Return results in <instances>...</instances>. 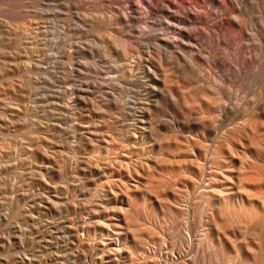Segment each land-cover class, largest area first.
<instances>
[{"label": "rangeland", "instance_id": "1", "mask_svg": "<svg viewBox=\"0 0 264 264\" xmlns=\"http://www.w3.org/2000/svg\"><path fill=\"white\" fill-rule=\"evenodd\" d=\"M125 1L0 0V117L14 116L0 123V264H226L219 237L259 244L264 0L219 3L213 31L197 25L163 62L142 44L173 33L126 21ZM216 125L233 133L232 153L203 157L198 133ZM149 143L164 155L149 156Z\"/></svg>", "mask_w": 264, "mask_h": 264}, {"label": "bare ground", "instance_id": "2", "mask_svg": "<svg viewBox=\"0 0 264 264\" xmlns=\"http://www.w3.org/2000/svg\"><path fill=\"white\" fill-rule=\"evenodd\" d=\"M26 1V0H25ZM223 1L225 2L224 4H226V1L225 0H206V1H204V0H126L125 1V3H124V5H126V8L124 9V11H123V18L124 19H126V21H130L131 23H133V24H136V25H138V24H140L141 22H142V19L144 18L145 19V21H146V23L148 24V25H150L152 28H155V27H163L164 29H166V30H169V31H171L172 33H173V36L174 37H165L164 35H159V34H153L152 36H151V40L152 41H154L155 43H151V45L150 44H148V45H143L142 44V38H138V40H139V42H140V44H142V46H143V48H145V49H147V50H152V51H155L157 54V59H159L160 60V62H163L164 60H165V58H166V52L168 51V50H172V51H175V52H179V51H181L182 49L184 50L185 49V43L183 44V42H182V40L183 39H185L187 42H189V41H191V40H194L195 39V37H196V34H195V30H196V26L197 25H199L200 26V28H202V30H204L203 32H205L206 31V33L208 32H212L213 31V26H214V20H215V18L216 17H218V14H217V5L219 4V3H223ZM238 1V0H237ZM22 3V2H21ZM15 4V3H14ZM237 4V3H236ZM223 5V4H222ZM227 5V4H226ZM225 5V6H226ZM123 6V5H122ZM227 7V6H226ZM225 7V8H226ZM230 7V6H229ZM238 7V6H237ZM215 9H216V11H215ZM220 9V8H219ZM218 9V10H219ZM230 10V9H229ZM219 16H226V18H227V20H228V24H229V26L232 28V29H235L236 27H237V20H235V18L233 17V16H231L230 14H228L227 13V10H223V11H221L220 13H219ZM131 25V24H130ZM135 25V26H136ZM140 26V25H139ZM139 29V28H138ZM137 29V30H138ZM140 30H138V32H139ZM156 33V32H155ZM214 33V32H213ZM139 34V33H138ZM217 34V33H216ZM172 35V34H171ZM210 35V34H209ZM206 36V35H205ZM211 36V35H210ZM237 38V37H236ZM197 39V38H196ZM198 39H199V37H198ZM217 39H218V37H217ZM239 39V38H238ZM218 41V43H219V39L217 40ZM239 41V40H238ZM204 42V41H203ZM144 43V42H143ZM187 45H188V43H187ZM202 45V44H201ZM214 46V45H213ZM202 47V46H201ZM200 47V48H201ZM192 48V47H191ZM169 52V51H168ZM145 53V52H144ZM148 53V52H147ZM149 53H150V51H149ZM194 53V52H193ZM184 54V53H183ZM200 55V54H199ZM168 56V55H167ZM10 57V56H9ZM13 57V56H12ZM17 57L18 58H21V55H17ZM153 57V56H152ZM169 57H170V54H169ZM13 59H14V57H13ZM187 59H189V61L191 62L190 64H192V66L195 64V61H197V57L195 56V54L194 55H190L189 56V58H187ZM140 60H141V58H140ZM142 61V60H141ZM166 61V60H165ZM19 63V62H18ZM21 63V62H20ZM238 63V62H237ZM22 64V63H21ZM168 64V63H167ZM3 65L5 66V68H6V70H7V72H10V73H12L13 72V70H14V68L17 66V64L16 63H13L12 61H7V60H5V61H3ZM20 65V64H19ZM147 65V64H146ZM241 65V64H240ZM145 66V65H144ZM173 66V65H172ZM177 66V65H176ZM233 66H234V64H233ZM182 67V66H181ZM194 67H196V66H194ZM198 67V66H197ZM196 67V68H197ZM18 68H19V66H18ZM139 69V68H138ZM149 69V68H148ZM162 69V68H161ZM179 69H180V67H179ZM150 71V70H149ZM242 72V71H241ZM240 72V73H241ZM169 73V72H168ZM187 74V73H186ZM156 75V74H155ZM174 75V74H173ZM178 76V75H177ZM155 77V76H154ZM157 78V77H156ZM158 79V78H157ZM8 79L6 78V81H7ZM195 80V79H194ZM189 82V81H188ZM10 86V85H9ZM118 86V85H117ZM148 87V86H147ZM69 89V88H68ZM152 89H153V87H152ZM155 89V88H154ZM210 90H212V89H210ZM18 91V90H17ZM66 91V90H65ZM213 91V90H212ZM113 92V91H112ZM67 93V92H66ZM65 93V94H66ZM106 93V92H105ZM216 93V92H215ZM147 94V93H146ZM114 96V95H113ZM117 97H118V95H116ZM75 97V96H74ZM80 97V96H79ZM115 97V96H114ZM140 97V96H139ZM71 98V97H70ZM222 98V97H221ZM115 100V102H116V99L117 98H114ZM220 99V98H219ZM68 101V100H67ZM133 101V100H132ZM139 101H141V100H139ZM221 101V100H220ZM119 102H120V100H119ZM134 102V101H133ZM234 102V101H233ZM241 102V101H240ZM53 105H54V103H55V101L54 102H51ZM127 103V102H126ZM125 103V104H126ZM144 103V102H143ZM226 103V102H225ZM63 104V103H62ZM67 104V103H66ZM65 104V105H66ZM68 104H69V102H68ZM120 104V103H119ZM124 104V105H125ZM141 104V103H140ZM157 104V103H156ZM227 104H228V102H227ZM239 104V103H238ZM56 105H58L57 103H56ZM72 105V104H71ZM128 105V104H127ZM226 105V104H225ZM55 106V105H54ZM59 106H61V105H59ZM131 106V105H130ZM135 106V105H134ZM134 106H132L133 108H134ZM63 107H64V105H63ZM66 107H68L67 105H66ZM117 107V106H116ZM131 107V108H132ZM136 107V106H135ZM69 108H71L70 106H69ZM69 108H67L68 110H69ZM130 108V107H129ZM244 108V107H243ZM264 108V107H263ZM263 108H261L260 106H257V107H255V110H254V112H255V114L258 116V117H262V118H264V109ZM17 110V109H16ZM134 110V109H133ZM144 110V109H143ZM247 110V109H246ZM126 111V110H125ZM233 111V110H232ZM239 111H241V110H239ZM248 111V110H247ZM13 112V111H12ZM136 112V111H135ZM142 112V111H141ZM246 112V111H245ZM128 113V112H127ZM209 113V112H208ZM238 113V112H237ZM242 115H243V113H241ZM130 115H131V113H130ZM133 115V114H132ZM8 116V118L7 119H5V118H1L0 117V123H4V122H10V123H12L13 122V119H14V116H13V113H10V115H6V117ZM141 116V115H140ZM238 115H236V117H237ZM248 117V116H247ZM247 117L245 118V115H243V116H241V117H239V120H240V123H241V125L243 126L244 124H246L245 123V119H247ZM228 119V118H227ZM238 119V118H237ZM168 120V119H167ZM235 120V119H234ZM12 121V122H11ZM143 121V120H142ZM251 121V120H250ZM63 122V121H62ZM125 122V121H124ZM123 122V123H124ZM161 122V121H160ZM181 122V121H180ZM234 122V121H233ZM39 123H41V122H39ZM132 123V122H131ZM135 123V122H134ZM141 123V122H140ZM144 123V122H143ZM147 123V122H146ZM236 123H238V122H236ZM236 123H234L235 125H236ZM259 123V122H258ZM220 124V123H219ZM239 124V123H238ZM237 124V126H239ZM251 124V123H250ZM249 124V125H250ZM255 124H257V122L255 123ZM1 125V124H0ZM5 125H7V124H5ZM253 125V124H252ZM2 126V125H1ZM159 126V125H158ZM229 127V126H228ZM244 127V126H243ZM243 127H242V129H243ZM248 127V126H247ZM257 127V126H256ZM264 127V126H263ZM136 128V127H135ZM141 128V127H140ZM144 128V127H143ZM239 128V127H238ZM246 128V127H245ZM244 128V129H245ZM251 128H253L252 126H251ZM231 129H232V127H231ZM239 129H241V126H240V128ZM252 130V129H251ZM255 130H257V129H255ZM181 131V130H180ZM239 131V130H238ZM148 132V131H147ZM176 132H178V131H176ZM240 132V131H239ZM244 132V131H243ZM255 133V135H256V131H254ZM84 133H86V132H84ZM83 133V134H84ZM90 133V132H89ZM144 133V132H143ZM190 133V132H189ZM81 134V133H80ZM91 134V133H90ZM92 134H94V133H92ZM91 134V135H92ZM147 134V133H146ZM235 134V133H234ZM248 134V133H247ZM253 134V133H252ZM188 135V134H187ZM195 135V134H194ZM198 135H199V137H200V139L202 140V142H203V146H204V150H203V152H201V156H203V157H224V156H226V155H228L229 156V154L227 153V151H230V150H228L226 147H228L229 148V146H230V142H231V140L230 139H232V135H233V133H231V131H230V129L229 128H226V127H224V126H220V127H218L217 125L216 126H214V127H211L210 129H208V130H203L201 133H198ZM243 135V134H242ZM246 135V134H245ZM73 136V135H72ZM133 136H134V134H133ZM137 136V135H136ZM147 136V135H146ZM181 136V135H180ZM182 136H183V134H182ZM189 136V135H188ZM236 136V135H235ZM251 136V135H250ZM249 136V137H250ZM87 137V136H86ZM142 137V136H141ZM88 138V137H87ZM134 138H135V136H134ZM236 138V137H235ZM91 138H89V140H90ZM103 139H105V138H103ZM136 139H137V137H136ZM194 139H195V137H194ZM93 140V139H92ZM197 140V139H196ZM233 140H234V138H233ZM239 140V139H238ZM142 141V140H141ZM240 141V140H239ZM93 142V141H92ZM242 142V141H241ZM236 143V142H235ZM150 144V143H149ZM229 144V145H228ZM225 145H227V146H225ZM240 145H241V143H240ZM242 147H243V145H242ZM248 148V147H247ZM231 149V148H230ZM232 151V150H231ZM230 151V152H231ZM248 151V150H247ZM147 154H149V156L150 155H153V156H162V155H164V150L163 149H161V148H159V147H157V146H155L153 143L152 144H150L148 147H147ZM145 152V153H146ZM234 153L233 154H235V155H237V156H239L240 157V155H238V153H237V151H236V153H235V151H233ZM251 152V151H250ZM232 153V152H231ZM230 153V155H231V157H232V154ZM248 153V152H247ZM241 154V153H240ZM244 156H245V151H244ZM249 154V153H248ZM248 154H246V156L248 155ZM198 155V154H197ZM254 155V154H253ZM148 157V156H147ZM243 157V156H242ZM248 157V156H247ZM89 165V164H88ZM87 165V166H88ZM109 165V164H108ZM91 166V165H90ZM99 166V165H98ZM95 167V166H94ZM95 168H98V167H95ZM102 167H99V169H98V172H99V170L101 171L102 169H101ZM106 168H108L107 166H106ZM83 169V168H82ZM208 169H210V170H213V169H211V167H209ZM105 170V169H104ZM218 170V169H217ZM84 171H87V169L85 168V170ZM105 172V171H104ZM103 172V173H104ZM211 172V171H210ZM259 174H260V176L262 177V180H263V177H264V169L262 168V169H259ZM86 175V174H85ZM100 175V174H99ZM212 176V175H211ZM260 176H259V178H258V180H261V178H260ZM85 177V176H84ZM213 178V177H212ZM245 179H247V178H245ZM245 179H243V180H245ZM255 179V178H254ZM207 180L208 179H204V180H202V184L203 183H205V182H207ZM214 180V178L213 179H211V182ZM240 180V179H239ZM248 180V179H247ZM250 180V179H249ZM248 180V181H249ZM251 180H253V178L251 179ZM257 180V179H256ZM255 180V183H257V181ZM242 182V181H241ZM250 182V181H249ZM262 182V181H261ZM263 183V182H262ZM261 184V183H260ZM259 184V185H260ZM205 186V185H204ZM255 186H256V184H255ZM211 187V186H210ZM260 187H261V185H260ZM242 188V187H241ZM259 188V187H258ZM262 188V187H261ZM56 190V189H55ZM214 190V189H213ZM263 190V189H262ZM244 192V191H243ZM246 192V191H245ZM261 193H263V192H261ZM250 194V193H249ZM252 195V194H251ZM43 198H44V196H43ZM46 198H48V200H49V197H46ZM252 198V197H251ZM258 199V198H257ZM259 200V199H258ZM262 200V199H261ZM264 200V199H263ZM262 200V201H263ZM261 201V202H262ZM41 204H45V205H47V203H49V201H45L44 202V200L41 198L40 199V201H39ZM53 203V202H52ZM52 203H51V205H52ZM263 203H264V201H263ZM89 207V206H88ZM42 208V206L41 205H37L36 207H34V211H39L40 209ZM220 208V207H219ZM242 208V207H241ZM87 209V208H86ZM90 209V208H89ZM234 210V209H233ZM255 210V209H254ZM253 210V211H254ZM257 210L258 209H256V211L254 212V213H256L257 212ZM90 211V210H89ZM221 211V210H220ZM241 211H243V210H241ZM251 211V210H250ZM231 212V211H230ZM260 212V211H259ZM264 212V211H263ZM236 214V213H235ZM238 214V213H237ZM202 215V214H201ZM247 215H248V213H247ZM252 215V214H251ZM256 215V214H255ZM29 217V219L28 220H30V221H32L33 222V219H32V217L29 215L28 216ZM229 217V216H228ZM234 217V216H233ZM254 217H256L257 218V216H254ZM260 217V216H259ZM205 218V217H204ZM237 219V218H236ZM252 219V218H251ZM200 220H202V219H200ZM225 220V219H224ZM230 220V219H229ZM233 220V219H232ZM239 220V219H238ZM237 220V221H238ZM207 221V220H206ZM245 221V220H244ZM228 222V221H227ZM227 222H226V224H224L225 226L226 225H229V224H232V223H229V224H227ZM207 223H209L208 221H207ZM214 223H216V222H214ZM225 223V222H224ZM236 223V222H235ZM245 222H243V224H244ZM246 223H247V221H246ZM204 224H205V221H204ZM203 224V225H204ZM217 224V223H216ZM239 224H240V222H239ZM243 224H241V225H243ZM202 225V222H201V224H200V226ZM212 225H214V224H212ZM222 225V224H221ZM233 225V224H232ZM236 226H237V223L235 224ZM246 225V227H247V224H245ZM245 225H243V226H245ZM53 226V225H52ZM216 226V225H215ZM219 226V225H218ZM224 226V227H225ZM240 226V225H239ZM54 227V226H53ZM204 228H205V226H203ZM217 227V226H216ZM222 227H223V225H222ZM228 227V226H227ZM226 227V229H228ZM201 228V227H200ZM203 228V229H204ZM208 228V232H207V235L210 237V236H213V232H212V230L210 229V227H207ZM231 228V227H230ZM235 228H237V227H235ZM83 229H84V226H83ZM202 229V232L204 231ZM216 229V228H215ZM219 229V227H217V229L216 230H218ZM224 229V228H223ZM223 229H221V230H223ZM226 229H225V231H226ZM233 229H234V227H233ZM243 229V228H242ZM245 229V228H244ZM247 229H249V228H247ZM250 229H253L254 231H257V236H256V239L258 238V240H256L255 238H254V240H256V241H259V244L257 245V247H256V249H254L255 251H252V249L250 248H242V247H236L237 245H236V242H235V244L233 243H230V242H228L225 238H228V236L227 237H225V238H223L222 236L221 237H219L218 238V244L220 245V247L222 248V250L224 251V253H225V262H226V264H259V258H260V256H261V254L263 255V250H264V215L263 216H261V218L260 219H257V220H254L253 219V221L251 222V228ZM206 230V229H205ZM252 230V231H253ZM62 231V230H61ZM224 231V232H225ZM230 231V230H229ZM248 230H246L245 231V233L247 232ZM54 232V231H53ZM52 232V234H54ZM57 232V231H56ZM55 232V233H56ZM79 232V231H78ZM81 232H82V230H81ZM222 232V231H221ZM233 232V231H232ZM231 232V233H232ZM47 233V232H46ZM64 233V232H63ZM116 233H118V232H116ZM219 233V232H218ZM230 233V232H229ZM243 233H244V230H243ZM251 233V232H250ZM253 233H255V232H252V234ZM34 234H39V230H38V228H36L35 229V231H34ZM52 234H50V235H52ZM119 234V233H118ZM206 234V233H205ZM224 234V233H223ZM226 234V233H225ZM224 234V235H225ZM235 235H236V233H234ZM246 234H248V233H246ZM117 235V234H116ZM199 235H204V234H199ZM251 235V234H250ZM255 235V234H254ZM55 236V235H54ZM207 236V237H208ZM219 236V235H218ZM246 236V235H245ZM244 236V237H245ZM44 237V236H43ZM63 237V236H62ZM185 237V236H184ZM204 237H206V235L204 236ZM52 238H54V237H52ZM188 237H186L185 239H187ZM46 239V238H45ZM203 239V238H202ZM205 239V238H204ZM209 239V238H208ZM229 239H232L231 238V235H230V237H229ZM250 239H253L252 238V236H251V238ZM32 240H35V241H37L38 243H41V241H43L42 240V237L40 236V235H38V236H35L34 237V239L32 238ZM184 240V239H183ZM201 240V239H200ZM213 240V239H212ZM244 240V239H243ZM246 240V239H245ZM50 241V240H49ZM48 241V242H49ZM188 241V240H187ZM186 241V242H187ZM198 241H199V239H198ZM197 241V242H198ZM247 241V240H246ZM245 241V242H246ZM255 241V242H256ZM201 242V241H200ZM199 242V243H200ZM202 242H204V240H202ZM201 242V243H202ZM208 242V241H207ZM206 242V243H207ZM213 242V241H212ZM244 242V243H245ZM243 243V242H242ZM243 243V244H244ZM246 244V243H245ZM257 244V243H256ZM200 245V244H199ZM204 245V244H203ZM203 245H200L201 247L203 246ZM213 245V244H212ZM211 245V246H212ZM250 245V244H249ZM114 246V245H113ZM197 246V245H196ZM200 246H199V248H200ZM217 246V245H216ZM215 247V246H214ZM213 247V248H214ZM198 248V249H199ZM208 248H210V247H208ZM206 249H207V244H206ZM116 250V249H115ZM200 250V249H199ZM220 250V249H219ZM120 251V250H119ZM196 251H197V248H196ZM142 253V252H141ZM223 253V252H222ZM234 253H235V255H234ZM140 254V253H139ZM173 254V253H172ZM168 255V254H167ZM166 255V256H167ZM179 255V254H178ZM234 255V256H233ZM142 256V255H141ZM174 256V255H173ZM181 257V255L179 256V258ZM176 258V257H175ZM58 259V258H57ZM168 259V258H167ZM187 259H188V257H187ZM264 259V258H263ZM165 260V259H164ZM171 260V259H170ZM176 260V259H175ZM260 260H262V259H260ZM60 262V261H59ZM177 262H180V261H177L176 260V263ZM183 262H184V260H183ZM194 262V261H193ZM18 263V262H17ZM164 263H167V261L165 260L164 261ZM222 263H223V261H222ZM62 264V263H61ZM177 264H179V263H177ZM264 264V263H263Z\"/></svg>", "mask_w": 264, "mask_h": 264}]
</instances>
